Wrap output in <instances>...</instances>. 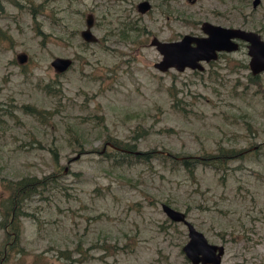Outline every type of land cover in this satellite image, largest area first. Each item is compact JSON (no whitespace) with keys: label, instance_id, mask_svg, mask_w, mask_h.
Listing matches in <instances>:
<instances>
[{"label":"rangeland","instance_id":"374dc122","mask_svg":"<svg viewBox=\"0 0 264 264\" xmlns=\"http://www.w3.org/2000/svg\"><path fill=\"white\" fill-rule=\"evenodd\" d=\"M17 1L0 0V264H192L163 202L224 245L220 264H264V71L253 78L243 41L203 70L161 71L150 43L203 35L204 20L264 38V0H149L145 12L140 0ZM88 13L97 42L80 35ZM121 20L135 29L123 35ZM56 56L71 66L57 71ZM221 149L242 154L194 172L172 158ZM32 176L44 184L12 248L6 183Z\"/></svg>","mask_w":264,"mask_h":264},{"label":"water","instance_id":"95a60500","mask_svg":"<svg viewBox=\"0 0 264 264\" xmlns=\"http://www.w3.org/2000/svg\"><path fill=\"white\" fill-rule=\"evenodd\" d=\"M195 1V0H190ZM261 0H252L256 7ZM151 6L149 0H140L137 9L140 12L147 11ZM85 27L81 29L80 35L87 42H97L98 36L92 32L94 16L88 13L85 18ZM203 35L185 33L181 38L163 41L157 37L151 39L162 54V58L154 63L161 71L174 68L182 71L185 68L203 70L204 64L216 60L222 52L236 51L240 42L246 43L249 55L248 65L252 75L264 71V38L253 29H245L235 26H224L204 20L200 26ZM19 62L26 59L25 53L17 54ZM72 64V59L66 56H56L51 65L59 72L67 70ZM165 214L173 221L182 222L187 228L188 239L182 246V250L192 264H220L225 248L223 244L210 242L206 235L198 229L182 210H178L166 202L161 204Z\"/></svg>","mask_w":264,"mask_h":264},{"label":"trees","instance_id":"16d2710c","mask_svg":"<svg viewBox=\"0 0 264 264\" xmlns=\"http://www.w3.org/2000/svg\"><path fill=\"white\" fill-rule=\"evenodd\" d=\"M10 2L14 4H18L17 0H9ZM126 19V18H125ZM121 24H123L121 28V32L123 35H128L129 31L132 29H135L134 25H132V21L129 20H121ZM259 74L253 75V78H257ZM24 111L34 115V116H41L43 115V112L41 109L37 108L34 105L31 104H24ZM117 146H120L119 150L123 151L124 155H130L133 156L135 159H150L153 154L150 151H138L135 149L133 145L129 144H122L117 143ZM123 148V149H122ZM242 152L236 151L234 149H221L220 152L216 155H209L205 156L204 158H198L194 156L189 155H174L172 158H174V162L177 165H182L183 167L189 169V171L194 172V169L197 164H212V165H221L224 164L226 161V158L233 157V156H240ZM170 156V155H169ZM47 178V177H45ZM44 183L38 179L37 177H24L21 179H18L16 181H7L6 187H8L9 194L5 199V205L6 208L4 210L5 214V220H3L4 226H8L11 228V231L7 230V238L4 241V244L8 243L9 235L12 236V233L14 234V239L18 242H14L12 244V248H15L14 246L19 244V236L21 231V225H20V216L24 215V211L22 210V206L24 201L33 194V192L36 191L37 186H42ZM21 252H23V248H21ZM68 258H71V256L68 254Z\"/></svg>","mask_w":264,"mask_h":264},{"label":"flooded vegetation","instance_id":"af4514ba","mask_svg":"<svg viewBox=\"0 0 264 264\" xmlns=\"http://www.w3.org/2000/svg\"><path fill=\"white\" fill-rule=\"evenodd\" d=\"M213 61V60H212Z\"/></svg>","mask_w":264,"mask_h":264}]
</instances>
